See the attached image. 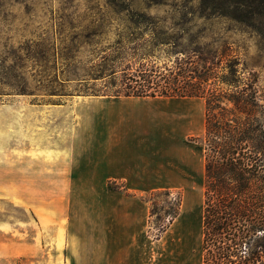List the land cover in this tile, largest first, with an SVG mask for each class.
Here are the masks:
<instances>
[{
  "label": "crops",
  "instance_id": "1",
  "mask_svg": "<svg viewBox=\"0 0 264 264\" xmlns=\"http://www.w3.org/2000/svg\"><path fill=\"white\" fill-rule=\"evenodd\" d=\"M201 100L80 98L55 135V196L68 200L31 225L5 216L0 264H204V149L188 139L205 129ZM162 190L183 202L155 238L141 197Z\"/></svg>",
  "mask_w": 264,
  "mask_h": 264
},
{
  "label": "trees",
  "instance_id": "2",
  "mask_svg": "<svg viewBox=\"0 0 264 264\" xmlns=\"http://www.w3.org/2000/svg\"><path fill=\"white\" fill-rule=\"evenodd\" d=\"M160 8L170 14H148ZM88 9L114 17L93 19L86 27L87 37H98L110 28L119 33L115 47L109 53H96L88 69H67L77 82L72 92L83 97L202 99L203 251L213 246L217 264H247L242 248L257 229L264 228L251 224L253 215H260L264 223V212L256 214L257 203L264 209V107L259 104L256 74L240 68V61L228 58L224 50L202 48L204 37L193 32L224 21L262 34L264 0H198L195 5L174 0L142 4L94 0L88 3ZM161 47L171 49L170 54L175 56L172 65L158 66L153 60L155 49ZM74 50L72 58L77 56V46ZM159 195L169 196L170 192H154L151 198ZM257 195L259 200L255 199ZM180 205L181 195L174 208L166 212L167 224L158 229L155 238L178 216ZM156 212L152 202L150 218ZM257 247L264 252L263 245Z\"/></svg>",
  "mask_w": 264,
  "mask_h": 264
},
{
  "label": "rangeland",
  "instance_id": "3",
  "mask_svg": "<svg viewBox=\"0 0 264 264\" xmlns=\"http://www.w3.org/2000/svg\"><path fill=\"white\" fill-rule=\"evenodd\" d=\"M91 1L94 0H0V226L5 216L11 217L14 227H19L20 222L31 225L36 219L48 220L55 202L68 200L55 196V135L68 130L75 104L86 97L72 92L77 82L67 69H88L96 53H109L115 47L119 33L110 28L98 37H87L86 27L93 19L101 15L114 17L90 11ZM125 1L142 4L158 0ZM189 1L195 5L198 0H174L178 4ZM164 10L151 9L148 14H170ZM219 22L193 33L204 37L202 48L224 50L228 58L240 61V68L256 74L259 104L264 107V33ZM74 46L78 53L72 58ZM170 52V48L155 49L153 60L158 66H170L175 57ZM200 103L205 113L204 101ZM203 136L204 125L188 139L204 149ZM109 187L119 189L115 184ZM162 191H169L170 195L151 198V193L141 197L150 209L152 202L157 206L156 214L150 218L152 235L167 224L166 212L174 208L179 195L183 202L181 190ZM203 202L204 187L199 198L202 209ZM256 206V214H262L261 203ZM259 216L253 215L251 224L264 227ZM257 230L242 248L247 264H264V252L257 247L264 246V228ZM216 252L209 245L208 252L203 253L204 264H217ZM256 257H260L258 261H254Z\"/></svg>",
  "mask_w": 264,
  "mask_h": 264
}]
</instances>
